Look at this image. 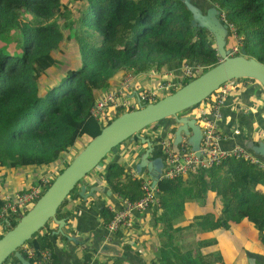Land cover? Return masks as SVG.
<instances>
[{
	"label": "trees",
	"instance_id": "16d2710c",
	"mask_svg": "<svg viewBox=\"0 0 264 264\" xmlns=\"http://www.w3.org/2000/svg\"><path fill=\"white\" fill-rule=\"evenodd\" d=\"M194 2L204 11L215 6L225 14L247 56L264 64V0ZM192 21L183 0H0L1 165L67 168L88 145L83 141L95 139L115 120L105 123L91 112L120 72L161 71L175 62L201 67L200 75L183 81L184 87L218 65L213 35ZM67 41L75 43L71 56L63 53ZM65 65L64 73L55 74ZM123 113L118 111L117 118ZM73 148L78 151L69 161H61ZM105 180L123 201L137 202L145 195L142 181L119 164L109 167ZM156 190L159 206H153V215L164 228L154 264H211L202 251L207 242L198 238L243 221L264 244V172L257 166L231 158L187 178L161 180ZM66 203L58 210L59 220L67 219ZM187 212L197 213L187 218ZM27 213L10 219L0 239ZM51 224L33 239L55 258ZM9 259L20 264L14 254Z\"/></svg>",
	"mask_w": 264,
	"mask_h": 264
},
{
	"label": "crops",
	"instance_id": "0c3cea01",
	"mask_svg": "<svg viewBox=\"0 0 264 264\" xmlns=\"http://www.w3.org/2000/svg\"><path fill=\"white\" fill-rule=\"evenodd\" d=\"M233 45L234 43L230 47ZM186 65L195 66L190 62H175L161 71L154 69L147 73L136 74L134 89L129 94V99L134 102L135 108H141L139 103L141 95L155 90L160 85L173 84L175 86L161 92L155 101H149L147 104L156 103L170 95L171 91L182 88L181 84L187 79L182 74ZM125 73L124 71L120 72L113 78L114 87L119 84L118 82L121 81ZM233 87L226 108L223 110L224 117L218 123L223 134L221 147L223 149H232L236 146L248 148L249 142L255 144L264 142L263 88L257 82L241 80L233 83ZM205 108L206 102L184 112L182 116L197 119L199 123L202 109ZM123 112L125 113V111ZM177 128L178 126L172 118L152 125L140 133L143 139L153 143L151 159H163V171L168 162L162 142L171 139L173 149L177 151L174 148ZM187 139L188 137L185 136V143H187ZM89 142V140L83 141V144ZM147 149L148 144L141 139L124 142L114 149L101 165L84 179L82 184L76 187V193L67 198L64 207V211L68 213L67 224L63 229L65 235L54 234L58 232L56 223L52 222L50 227L53 230L50 240L53 243L52 252L56 264L155 263L164 228L153 215L152 208L155 207L152 206L144 212H133L130 228L117 233L108 229L114 212L122 209L126 202L106 182L105 176L108 169L112 164H119L134 180H141L142 183L151 182L153 187V179L150 177L148 169H143L141 174L136 169ZM76 151L78 150L73 148L61 158V161H69L68 159ZM65 167V165H57L7 168L0 163V203L6 197L17 196L33 187L42 185L44 180L49 183ZM82 185L86 186L87 197L85 199L80 196ZM43 187L45 190L47 189V186ZM156 187L154 188L156 189ZM213 198L212 195L211 201ZM211 209L216 211L213 206ZM203 211L208 212L209 210L204 209ZM196 213L187 212V218L193 217ZM185 223L186 220L181 221V224ZM69 237L76 239L75 242L69 240ZM198 239L207 242L202 251L204 255L211 257V264H264V244L259 241L257 232L247 221L235 223L227 230L218 229L204 233ZM27 244L39 253L50 251L42 249L37 238ZM104 245L112 246L115 251L102 253Z\"/></svg>",
	"mask_w": 264,
	"mask_h": 264
},
{
	"label": "water",
	"instance_id": "95a60500",
	"mask_svg": "<svg viewBox=\"0 0 264 264\" xmlns=\"http://www.w3.org/2000/svg\"><path fill=\"white\" fill-rule=\"evenodd\" d=\"M183 2L193 16L192 24L206 29L213 35L221 62L175 93L156 103L142 106L138 110L125 112L105 127L101 134L91 140L86 148L55 179L52 186L22 217L17 226L0 239V264H4L13 254L20 264H31L19 250L50 222L58 225V232L54 234L65 235L63 229L67 222L65 219L57 218L59 208L72 191L82 184L84 179L124 142L141 139L148 144V149L142 155L136 169L139 174L143 169H148L149 175L153 179V187H156L163 173L164 161L160 158L151 159L153 143L140 136L142 131L173 118L178 126L175 132L174 148L178 151L186 136L188 137L187 143L196 156L200 157L203 139L202 128L197 119L183 117L182 114L199 107L228 82L253 79L264 90V64L249 58L244 48L241 49L239 56L231 55V51L228 49L230 31L228 25L221 20L220 10L215 6H210L204 11L195 4L194 0H183ZM247 147L264 161V142H260L258 146L254 142H249ZM80 196L84 199L87 197L84 185L81 186ZM156 196L158 197V195ZM68 239L74 242L76 240L72 237ZM114 251L115 249L110 245H104L102 249V253Z\"/></svg>",
	"mask_w": 264,
	"mask_h": 264
},
{
	"label": "built area",
	"instance_id": "2783aa9c",
	"mask_svg": "<svg viewBox=\"0 0 264 264\" xmlns=\"http://www.w3.org/2000/svg\"><path fill=\"white\" fill-rule=\"evenodd\" d=\"M221 20L228 25L230 38L234 41V45L230 47L231 55H240L242 46L234 27L229 24L225 14H221ZM201 70L202 68L199 66L191 67L186 65L182 74L184 78L193 79L201 74ZM136 77L137 75L133 72L125 73L120 84L112 88L97 101L92 109V116L106 123L116 119L118 111L126 112L138 109L135 108L134 102L129 99V94L135 86ZM174 86L173 84H164L158 86L153 91L144 93L139 98L140 107L148 105L147 103L149 101H155L161 92L170 90ZM232 87L233 82H228L221 86L212 101L206 103V108L202 109L203 111L201 112L199 121L203 132L200 157H197L196 153L185 142L181 144L178 151L173 149L171 139H166L162 142L168 164L161 175L160 181H174L179 178H187L189 175L197 173L202 169L220 165L231 158L243 159L264 172V161L246 147L236 146L232 149H223L221 147L223 134L218 123L224 117L223 110L226 108ZM47 184L48 181L45 182L44 180L40 186L33 187L17 196L6 197L2 200L0 203V237L7 230L8 225H10V219H15L17 216L29 212L34 207L35 203L45 193L43 186ZM143 189L145 195L141 200L137 202L126 201L122 209L114 212L113 220L108 225L110 231L117 233L130 228L132 226L133 212H144L148 211L152 206H159V201L156 196L157 192L152 187L151 182H143ZM23 249L28 258L33 261L30 262L31 264H56L50 251L39 253L29 244H25ZM7 264L16 263L12 261Z\"/></svg>",
	"mask_w": 264,
	"mask_h": 264
},
{
	"label": "rangeland",
	"instance_id": "374dc122",
	"mask_svg": "<svg viewBox=\"0 0 264 264\" xmlns=\"http://www.w3.org/2000/svg\"><path fill=\"white\" fill-rule=\"evenodd\" d=\"M63 2L64 3H69V0H63ZM228 43H229V46H230V44H232V43H234V41H233V39L232 38H229V40H228ZM75 45V43L74 42H71V41H67L64 45H63V53L64 54H66L67 56H71V53H72V50H71V46H74ZM14 46V45H13ZM57 57H60V59H62V57H64V55H60V54H58L57 53ZM67 69V65H65V66H63V67H59L58 69H57V71H55V74H56V72L57 73H59V74H61V73H64L65 72V70ZM124 77V76H123ZM123 77H122V79H123ZM121 79V80H122ZM241 81H245L244 79H240ZM121 82V81H120ZM120 82H118L119 84H120ZM235 82H237V81H235ZM235 82H233V83H235ZM118 84V85H119ZM117 85V86H118ZM181 85H183V83L181 84ZM114 88V87H113ZM233 89H234V87H233ZM100 166V165H99ZM177 180V179H176ZM31 208V207H30ZM29 208V209H30ZM22 249H23V247H22ZM23 251H24V249H23ZM13 260H7L6 261V263H9V262H12Z\"/></svg>",
	"mask_w": 264,
	"mask_h": 264
}]
</instances>
